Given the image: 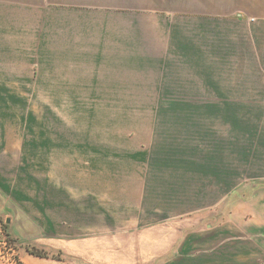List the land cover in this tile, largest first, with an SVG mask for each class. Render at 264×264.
Listing matches in <instances>:
<instances>
[{"label":"rangeland","instance_id":"374dc122","mask_svg":"<svg viewBox=\"0 0 264 264\" xmlns=\"http://www.w3.org/2000/svg\"><path fill=\"white\" fill-rule=\"evenodd\" d=\"M27 4L0 0V233L25 264L66 260L58 236L115 231L133 210L140 227L165 212H184L189 231L244 226L264 198V93L251 105H102L95 91L40 88L50 65Z\"/></svg>","mask_w":264,"mask_h":264},{"label":"crops","instance_id":"0c3cea01","mask_svg":"<svg viewBox=\"0 0 264 264\" xmlns=\"http://www.w3.org/2000/svg\"><path fill=\"white\" fill-rule=\"evenodd\" d=\"M24 1L36 18L26 32L35 24L50 65L40 88L95 91L102 105H251L264 93V0ZM245 207L244 226L190 231L184 212L140 227L133 210L115 231L58 236L67 259L48 264H264L263 196Z\"/></svg>","mask_w":264,"mask_h":264},{"label":"trees","instance_id":"16d2710c","mask_svg":"<svg viewBox=\"0 0 264 264\" xmlns=\"http://www.w3.org/2000/svg\"><path fill=\"white\" fill-rule=\"evenodd\" d=\"M0 264H25L18 254L16 239L6 230L4 224L0 233Z\"/></svg>","mask_w":264,"mask_h":264}]
</instances>
